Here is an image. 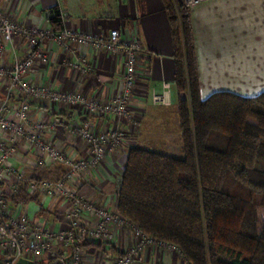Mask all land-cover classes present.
Listing matches in <instances>:
<instances>
[{
  "label": "crops",
  "instance_id": "0c3cea01",
  "mask_svg": "<svg viewBox=\"0 0 264 264\" xmlns=\"http://www.w3.org/2000/svg\"><path fill=\"white\" fill-rule=\"evenodd\" d=\"M59 6L64 14L65 28L106 36L112 29H120L128 39H138L143 52L138 59V80L130 97L131 118L127 122V144L124 153H109L100 167L88 173L77 183L79 192L87 199L104 203L118 211V196L129 148L143 147L156 142L164 145L169 139L168 124L174 125L181 150L180 100L175 85L176 65L174 42L169 16L163 0H0V7L14 20L27 27L50 30L51 8ZM191 8L201 95L204 99L216 92L228 91L244 97L257 96L264 91V0H206ZM45 59H36L25 77L45 88L66 92H83L87 96L106 102L119 95L124 86L123 52L96 50L68 41L59 43L52 38L42 42ZM29 45L19 42L7 45L6 63L14 57L24 58ZM91 63L93 71L84 73L77 66ZM165 81L173 85L171 103L157 104L153 92H162ZM0 88V97L3 96ZM31 114L35 119L50 123L53 120L78 121L83 114L66 103L33 102ZM94 128L107 129L119 124L114 118L89 116ZM155 124L145 132L144 124ZM131 124H142L141 127ZM171 125V126H172ZM67 153L82 158L89 154L87 143L69 133L61 125L49 135ZM167 143V142H166ZM148 149L149 147H143ZM152 150V149H151ZM17 162L23 165L27 179L39 177V168L30 162L33 156L25 146L19 148ZM167 154V153H166ZM182 156V151H180ZM170 155V154H169ZM179 156V158H180ZM178 157V156H177ZM30 161V162H29ZM58 163L48 166L49 171ZM47 171V173L49 172ZM49 175V173H48ZM5 191L8 187L4 186ZM24 210L36 223L55 231L67 227L65 214L68 201L54 198L23 204ZM111 245L91 242L88 231L82 229L75 247L65 249L64 256L71 259L73 249H79L84 261L111 264L119 255L137 246L142 235L131 225L118 228ZM0 250V262L6 258ZM175 247L148 244L139 250L134 264H189ZM35 264H53L56 260L47 253Z\"/></svg>",
  "mask_w": 264,
  "mask_h": 264
},
{
  "label": "trees",
  "instance_id": "16d2710c",
  "mask_svg": "<svg viewBox=\"0 0 264 264\" xmlns=\"http://www.w3.org/2000/svg\"><path fill=\"white\" fill-rule=\"evenodd\" d=\"M163 3L174 42L182 156L129 148L118 211L189 264H264V169L256 167L264 163V91L253 97L220 91L204 99L191 8L184 0ZM50 13L49 26L63 30L60 7ZM48 173L30 180H58ZM29 181L11 202L39 201L26 189ZM237 186L261 193L262 201L237 195Z\"/></svg>",
  "mask_w": 264,
  "mask_h": 264
},
{
  "label": "built area",
  "instance_id": "2783aa9c",
  "mask_svg": "<svg viewBox=\"0 0 264 264\" xmlns=\"http://www.w3.org/2000/svg\"><path fill=\"white\" fill-rule=\"evenodd\" d=\"M184 1L194 7L206 0ZM47 37L59 43L68 41L96 50L123 52L125 69L122 92L115 98L102 102L89 98L83 92H66L31 83L25 76L36 59L46 58L42 42ZM15 42L29 45L27 55L24 58L15 56L14 62L6 63L4 58L7 45ZM141 46L138 39H128L118 28L110 30L106 36H98L66 28L54 31L27 27L6 15L0 7V88H3V96L0 97V250L8 254L0 264H16L20 258L40 261L47 253H51L56 260L53 264H99L97 261H84L79 249H73L71 259L64 256L65 249L75 247L82 229L88 231L91 241L102 245H111L118 228L126 225H131L137 234L142 235L137 246L118 256L111 264H134L139 250L148 244L158 243L173 247L142 233L119 211L112 210L104 203L87 199L76 187L86 174L93 173L100 167L112 147L127 137L128 132L122 127L95 129L89 116L112 117L119 124L130 120V97L138 80V59L143 52ZM75 67L88 74L93 71L89 62ZM162 84V92L154 91L152 97L157 104L169 105L173 85L170 81ZM40 101L74 106L83 114V119H56L50 123L41 118L35 119L31 114L32 104ZM59 125L88 144V157L80 158L76 154L67 153L48 138ZM21 146H25L27 152L33 156L32 162H29L35 167L44 168L52 163L64 166L65 173L60 179L30 180L26 189L30 194H38L47 202L54 198L68 201L70 208L65 214L67 227L49 230L22 211L23 203L11 202L10 197L17 192L19 184L26 181L23 165L20 161L17 162ZM4 186L8 187V191L3 190Z\"/></svg>",
  "mask_w": 264,
  "mask_h": 264
},
{
  "label": "rangeland",
  "instance_id": "374dc122",
  "mask_svg": "<svg viewBox=\"0 0 264 264\" xmlns=\"http://www.w3.org/2000/svg\"><path fill=\"white\" fill-rule=\"evenodd\" d=\"M127 125L128 124H115V125H113L112 127H109V128H114V129L115 128H119V129H121V127H122L123 129H125L128 132V129H127L128 126ZM131 125H133V124H131ZM136 125L139 126V127H141L142 124H134L133 126L135 127ZM171 125L172 124H170V125L168 124V126H167V128H168L167 129V133H170L169 134V136H170L169 139L166 140L167 143L165 142V144L162 145V144H160V142H156V143L153 142V144H151V145L150 144L149 145H146L145 144V145H142V146L143 147H149L148 149H152V150H155V151H159V152H162V153H167V154H170V155L178 156L179 157L181 155L180 154V151H182V149L181 150L179 149L180 147H179V143H178V140H177L178 133H175L176 130L174 128V125H172V126ZM154 126H155L154 123L153 124H144V128H145L144 130H145V132L147 130H149L150 128H153ZM127 140L128 139H124L122 142H119L117 145H115L114 147H112L113 149L109 153L116 152V153L122 155V153H124V151H122V148H124L125 147V144L128 143ZM88 148H89V146H88ZM18 153L20 154L19 151H18ZM19 154L17 156H19ZM89 155H90V150H89V154L87 156H85V157H88ZM256 167H258L259 169H264V163L259 162ZM62 168L63 167H61L60 164L54 166L52 168V174L50 176L60 179L61 178V175H59V174H61ZM47 169H48V167L45 170L39 172V173H42L40 175L41 177H43L44 175L48 174L47 171H49V170H47ZM30 179H27L26 178V181H29ZM49 180H55V179L54 178L53 179L51 178ZM234 193H236L237 195H241L243 197H252L256 202H261L262 201V194L261 193L253 192L252 190L248 189L247 187L237 186ZM112 210H114V209H112ZM24 212H25V214L27 213L25 210H24ZM40 225L43 226L42 224H40ZM154 244H157L158 245V243H154ZM159 246H160V244H159ZM161 246H164L165 247L164 244L161 245Z\"/></svg>",
  "mask_w": 264,
  "mask_h": 264
},
{
  "label": "water",
  "instance_id": "95a60500",
  "mask_svg": "<svg viewBox=\"0 0 264 264\" xmlns=\"http://www.w3.org/2000/svg\"><path fill=\"white\" fill-rule=\"evenodd\" d=\"M16 264H35V262L27 258H20Z\"/></svg>",
  "mask_w": 264,
  "mask_h": 264
}]
</instances>
